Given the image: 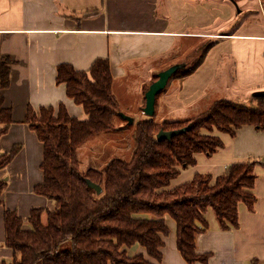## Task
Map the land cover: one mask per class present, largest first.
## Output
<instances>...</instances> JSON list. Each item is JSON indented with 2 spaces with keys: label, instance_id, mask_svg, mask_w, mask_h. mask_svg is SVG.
I'll use <instances>...</instances> for the list:
<instances>
[{
  "label": "crops",
  "instance_id": "crops-1",
  "mask_svg": "<svg viewBox=\"0 0 264 264\" xmlns=\"http://www.w3.org/2000/svg\"><path fill=\"white\" fill-rule=\"evenodd\" d=\"M198 41L210 48L192 69L198 60ZM0 57L11 60L10 85L0 90V98L13 118L0 137V154L21 146L12 163L0 171V178L11 181L0 204L4 244L5 208L29 218L33 208L41 207L34 195H28L26 202L19 194L20 202L16 201L18 188L13 183L20 174L6 177L7 171L18 168L31 190L43 182L30 179L43 162L44 146L25 122L29 107L64 105L71 116L88 119L83 106L68 96L67 85L58 83L60 65L90 72L95 61L108 59L114 95L133 122L132 116L144 111L143 102L146 106L147 85L169 64L184 62L187 67L157 97V116L166 121L187 120L221 99L250 105L257 97L254 93L264 91V2L0 0ZM211 134L221 139L222 146L210 155L197 153L196 163L181 169L171 187L189 183L196 175L214 182L232 164L254 163L253 206L240 202L239 224L228 229L219 224L213 210L205 214L209 228L196 233L195 243L197 254L208 255L206 262L189 263L184 258L176 221L169 215L165 219L170 233L162 236L161 260L150 257L139 244L127 249L130 257L144 254L154 264H264V127L245 125L235 135L218 130Z\"/></svg>",
  "mask_w": 264,
  "mask_h": 264
},
{
  "label": "trees",
  "instance_id": "trees-1",
  "mask_svg": "<svg viewBox=\"0 0 264 264\" xmlns=\"http://www.w3.org/2000/svg\"><path fill=\"white\" fill-rule=\"evenodd\" d=\"M207 48L192 69L202 62ZM10 65L9 58L0 57V90L10 85ZM57 81L67 85L68 96L83 106L88 119L71 116L64 105L27 110L25 122L44 146V178L34 191L55 200L57 206L33 208L30 229L17 210L5 209L4 244L14 256L10 264H154L144 254L130 257L127 249L139 244L160 261L162 236L170 233L167 215L176 221L177 244L184 258L189 263L206 262L208 255L197 254L195 243L196 233L209 228L205 214L211 209L223 228L237 227L238 204H254L255 164H232L214 182L209 176L196 175L191 182L172 188V180L181 169L196 163L197 153L210 155L222 146L221 139L211 134L214 130L235 135L245 125L263 128L264 95L254 97L250 105L217 100L183 121L158 122L156 111L130 124L114 95L108 59L95 61L90 72L60 65ZM120 120L126 121L118 125ZM12 123V110L0 98V125H4L0 137ZM188 126L187 132L171 140L157 138L162 129ZM113 134L128 135L126 156L104 159L102 168L81 170L79 149L92 139H111ZM20 149L16 145L0 154V171ZM87 180L101 185L103 192L98 194ZM7 187V180L0 178V204Z\"/></svg>",
  "mask_w": 264,
  "mask_h": 264
},
{
  "label": "rangeland",
  "instance_id": "rangeland-1",
  "mask_svg": "<svg viewBox=\"0 0 264 264\" xmlns=\"http://www.w3.org/2000/svg\"><path fill=\"white\" fill-rule=\"evenodd\" d=\"M204 45H205V42L198 41V59H199L200 53H202V50L205 47ZM151 84L149 83L145 90H148ZM142 105H143L142 106V109H143L145 107V102H143ZM121 109L124 113L125 109H123V107H121ZM145 115L146 114L144 113L143 110H140L139 113H135V115H133V116L131 115L134 118V124L136 121L142 119ZM156 120L158 122L166 121V119H164L163 117L162 118L159 117V115L156 117ZM122 121H126V120L118 121V125H121ZM124 125H127V124H124ZM126 135L121 136L119 134L118 135L113 134V135H111V139L106 138L107 136H103L101 138L92 139L91 141H89L88 143L83 145L79 149V152H78V159L81 161V170H86L91 166L102 168L103 165L105 164V162L107 161V160L104 161V159H113L116 156L122 157L125 154V152L127 153L126 150L128 149V146H129L128 145L129 139L127 138L128 135L127 136ZM124 156H126V154ZM37 169H38V171L36 170L35 171L36 173L34 172L31 175L30 179L32 182H34L35 180H38V179L39 180L43 179L41 165H38ZM7 172H6V177H8V178H9V176L11 177V175H13V174H15V175L17 173L20 174V176L17 178V181L15 183H13L15 188H18V190L17 189L15 190V191H18L16 201L20 202L21 196L23 195L24 196L23 200L26 202H29L30 199H29L28 195H34V196H36V198H35L36 200H34L35 203L37 205L41 206V207L37 206L36 208H44L47 210H52L57 206L55 200L44 197V196H40L37 193H35V191L33 189L31 190L30 188H28L27 182L25 181L23 176L21 177V174H23V173L20 169L17 168V170L13 169V171H11V172L7 171ZM9 179H7V182L10 183L11 181ZM40 199L42 202L40 201ZM2 210H4V208ZM2 212H0L1 215H2ZM2 217H3V215H2ZM23 219H24V226L27 229H30L31 223L29 221V218L23 217ZM44 220L46 221V216H44ZM2 222H3V220H2ZM1 249H2V251L0 252V264H9L8 262L11 261L10 257L12 255V252L8 249V247L5 246V244H2V243H0V250ZM6 251H8L10 254H8V252H6ZM12 257H13V255H12Z\"/></svg>",
  "mask_w": 264,
  "mask_h": 264
},
{
  "label": "water",
  "instance_id": "water-1",
  "mask_svg": "<svg viewBox=\"0 0 264 264\" xmlns=\"http://www.w3.org/2000/svg\"><path fill=\"white\" fill-rule=\"evenodd\" d=\"M186 63H177L175 65L170 66L169 68L158 73V79L154 81L148 91L146 92V106L144 108V113L148 116H154L156 112V100L159 93L166 89L170 80L180 71L186 69ZM255 96H263L264 91H257L254 93ZM125 119L129 120V123H133V119L130 117H126L124 114L122 115ZM191 127H185L182 129H174V130H160L157 138L159 140L167 139L171 140L173 137L180 135L182 133L187 132ZM87 183L90 187L94 188L98 194L103 192V187L99 184L94 183L91 180H87Z\"/></svg>",
  "mask_w": 264,
  "mask_h": 264
}]
</instances>
